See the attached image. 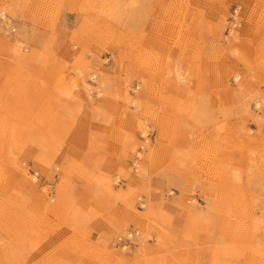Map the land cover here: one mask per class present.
Returning <instances> with one entry per match:
<instances>
[{
    "label": "rangeland",
    "instance_id": "obj_1",
    "mask_svg": "<svg viewBox=\"0 0 264 264\" xmlns=\"http://www.w3.org/2000/svg\"><path fill=\"white\" fill-rule=\"evenodd\" d=\"M3 15L0 264H264V0Z\"/></svg>",
    "mask_w": 264,
    "mask_h": 264
},
{
    "label": "built area",
    "instance_id": "obj_2",
    "mask_svg": "<svg viewBox=\"0 0 264 264\" xmlns=\"http://www.w3.org/2000/svg\"><path fill=\"white\" fill-rule=\"evenodd\" d=\"M239 9L240 8L238 6H236L232 10V12L230 13L229 21H228V25H227V29H226L227 30L226 36H229L240 25V21L238 19ZM4 19H5V15H3L0 20H4ZM11 31H15V27H12ZM153 133H154V130H153L152 126H150L148 124L141 130V132L139 134L140 144L137 148L138 152H143L145 150V146L151 141ZM137 154L135 156V159L139 160L140 158H139V156H137ZM28 172H29V175H30L32 181H40V176H39L38 171H36L32 168H29ZM139 235H140V232L138 229L130 228L127 230V232L124 234V236H118L117 237V243H118V245H122V247H125L127 243L134 241L135 239L138 238Z\"/></svg>",
    "mask_w": 264,
    "mask_h": 264
},
{
    "label": "bare ground",
    "instance_id": "obj_3",
    "mask_svg": "<svg viewBox=\"0 0 264 264\" xmlns=\"http://www.w3.org/2000/svg\"><path fill=\"white\" fill-rule=\"evenodd\" d=\"M138 154H137V156H139V158L141 159V157H142V152H137ZM136 162V161H135ZM125 248V247H124Z\"/></svg>",
    "mask_w": 264,
    "mask_h": 264
}]
</instances>
